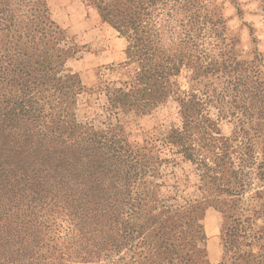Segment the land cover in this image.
I'll return each instance as SVG.
<instances>
[{
  "label": "trees",
  "instance_id": "trees-1",
  "mask_svg": "<svg viewBox=\"0 0 264 264\" xmlns=\"http://www.w3.org/2000/svg\"><path fill=\"white\" fill-rule=\"evenodd\" d=\"M88 1L127 39L140 67L133 81L104 90L98 125L78 116L85 87L66 69L77 50L45 0H0V264H187L168 227L182 208L171 210L160 196L165 166L178 162L131 144L119 115L147 114L170 96L176 65L159 46L156 20L167 9L169 19L176 9L193 10V0ZM263 70L257 53L239 79L261 139ZM177 100L183 126L165 141L193 163L197 112L206 105ZM204 121V136L222 134Z\"/></svg>",
  "mask_w": 264,
  "mask_h": 264
},
{
  "label": "rangeland",
  "instance_id": "rangeland-1",
  "mask_svg": "<svg viewBox=\"0 0 264 264\" xmlns=\"http://www.w3.org/2000/svg\"><path fill=\"white\" fill-rule=\"evenodd\" d=\"M45 3L51 20L77 50L66 69L77 74L85 87L78 116L98 125L104 121V90L133 81L140 67L128 54L127 39L103 21L96 5L88 0ZM192 3L193 10L176 9L169 19L167 9L156 20L159 46L174 56L176 65L168 78L170 96L147 114L119 117L131 144L178 162L176 167L165 166L160 196L171 210L182 208L171 216L168 227L179 255H188L187 264H211L204 227L209 217L216 221L222 250L219 264H264V170L260 168L264 139L255 133L261 120L249 110L239 83L256 54L264 56V1ZM261 77L264 81V70ZM180 96H193L206 105V111L197 112L193 163L184 161L165 141L172 129L183 126ZM208 118L221 135L209 131L212 137L204 136L202 126L208 125L204 121ZM222 136L229 141L220 140ZM205 165L210 169L206 176Z\"/></svg>",
  "mask_w": 264,
  "mask_h": 264
},
{
  "label": "crops",
  "instance_id": "crops-1",
  "mask_svg": "<svg viewBox=\"0 0 264 264\" xmlns=\"http://www.w3.org/2000/svg\"><path fill=\"white\" fill-rule=\"evenodd\" d=\"M215 218L209 217L204 221L206 236L208 238V260L211 264H219L222 260V250L218 246Z\"/></svg>",
  "mask_w": 264,
  "mask_h": 264
}]
</instances>
